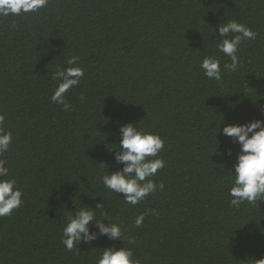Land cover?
<instances>
[{
    "label": "trees",
    "instance_id": "1",
    "mask_svg": "<svg viewBox=\"0 0 264 264\" xmlns=\"http://www.w3.org/2000/svg\"><path fill=\"white\" fill-rule=\"evenodd\" d=\"M229 21L256 33L241 42L235 72L217 49L218 26ZM72 56L84 75L65 94V111L50 102L59 83L51 76ZM206 57L220 60V82L205 77ZM262 109L264 0H48L0 16V114L13 136L0 159L23 193L0 217V264H97L112 246L139 264L264 259V201L230 206L240 146L222 134L226 124L264 120ZM129 123L164 141L152 179L165 187L137 205L101 180L123 167L114 154ZM82 206L118 224L124 239L67 250L63 228ZM148 210L157 214L135 226Z\"/></svg>",
    "mask_w": 264,
    "mask_h": 264
},
{
    "label": "clouds",
    "instance_id": "2",
    "mask_svg": "<svg viewBox=\"0 0 264 264\" xmlns=\"http://www.w3.org/2000/svg\"><path fill=\"white\" fill-rule=\"evenodd\" d=\"M48 0H0V16H19L22 13L37 12L46 7ZM220 42L217 44L219 52L230 58L231 63L224 68L235 72L240 64L237 55L238 48L243 40L255 39L256 33L243 24L229 21L223 26H218ZM234 34L230 39L229 34ZM79 57L72 56L67 60L68 67L57 69L51 76L52 80L59 81L50 102L61 105L63 110H71L72 105L67 101L65 94L80 84L84 70L75 66ZM200 68L206 78L220 82L222 80L220 60L215 57H206L202 60ZM264 115V109H262ZM5 116L0 114V156L6 154L13 142L10 131H5ZM119 148L114 154L115 163L123 165L119 170L103 175V185L114 193L123 194L125 203L137 205L147 196L163 190L164 184H157L154 177L159 169L164 167V160L156 158L164 147V141L155 134L142 132L131 123L119 128ZM222 134L239 144L240 150L233 165L231 173L234 177L229 195L232 197L230 206L239 208L241 204L264 201V120H255L245 124H226ZM217 148V147H216ZM231 156V152H227ZM5 160L0 159V217L10 216L15 209L22 205V191L17 187L15 179H4L9 176V168ZM103 165V164H102ZM105 166V165H103ZM106 167V166H105ZM102 201V200H101ZM104 202L97 203L95 208L102 210ZM96 211L88 206H82L75 215L69 214L66 226L63 228L61 243L71 251L77 249L81 242L90 245L100 236L109 240H123L124 234L121 227L107 219H96ZM156 215L154 210L141 214L135 218V226L139 227L145 215ZM106 215V214H105ZM105 221L107 223H105ZM90 225L96 229L92 231ZM134 241L129 240V243ZM133 252L124 247L118 250L112 246L101 250L97 264H139L133 260ZM255 264H264V259Z\"/></svg>",
    "mask_w": 264,
    "mask_h": 264
}]
</instances>
